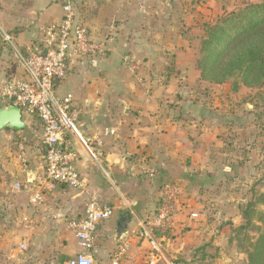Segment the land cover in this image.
<instances>
[{
    "label": "crops",
    "instance_id": "1",
    "mask_svg": "<svg viewBox=\"0 0 264 264\" xmlns=\"http://www.w3.org/2000/svg\"><path fill=\"white\" fill-rule=\"evenodd\" d=\"M72 1L78 18L88 27L92 38L106 42V53L78 59L70 66L66 78L58 82L56 92L59 96L73 95L75 107L80 110L81 132L86 138L101 141L102 146L94 145L99 153L98 161L80 145L72 147L79 152L74 165L83 187L75 190L55 186L47 197L53 199L48 200V205L54 203L47 209L59 218H65L70 235L62 243L57 259L48 258L50 262L32 260L27 264H65L81 253L73 234L67 229V222L81 215L93 201L100 207L113 208L118 217L121 211L126 213L124 216H129V230L124 237H129L131 248H135L141 241L136 232L138 220L155 212L164 184H180L184 205L195 198L213 203L223 192L222 182L229 177L235 181L233 177L237 170L222 158L221 154L228 151L220 148L219 134L214 127H208L210 119L207 115L194 113L202 106L201 101L191 102L186 97L189 82L175 78L178 71L186 70L179 64L180 54L173 52L169 58V54L160 49L162 36L155 26L159 22L156 16H159L161 4L157 0ZM65 2L0 0V90L19 75L15 51L4 36L10 37L16 49L28 54L43 45L45 30L62 20ZM166 60L172 65L167 76H163ZM137 61L142 63V77L146 75L142 82L130 69L131 63ZM185 75L181 77L186 78ZM4 107L6 104L0 95V109ZM23 117L24 130L0 131V165L18 182L31 188L38 184L37 178L44 170L38 152L31 146L32 127H37L40 121L36 117ZM205 118L207 121L203 122ZM39 126L43 136L41 122ZM18 138L24 139L25 143H18ZM16 143L20 149L19 159L22 161V155L25 157L28 172L24 171L23 164L14 165L12 154L17 150ZM5 155L10 157L6 162L5 158L1 160ZM144 167H153L159 174L150 179L141 172ZM102 169L109 176L103 174ZM210 207L208 204L206 212ZM215 214L219 216L218 212ZM179 217L180 214L177 222H181L182 217L180 220ZM189 219L191 224L200 221L196 229L193 224L191 230L196 240L222 237L215 228L216 223H210L206 215H200L199 220ZM112 229L109 220L97 231L95 264L111 262L110 254L121 241L114 239V245H109Z\"/></svg>",
    "mask_w": 264,
    "mask_h": 264
},
{
    "label": "rangeland",
    "instance_id": "2",
    "mask_svg": "<svg viewBox=\"0 0 264 264\" xmlns=\"http://www.w3.org/2000/svg\"><path fill=\"white\" fill-rule=\"evenodd\" d=\"M157 1L162 6L159 16H156L159 22L155 26L162 36L160 49L169 54V58L173 52L180 54L179 64H183L186 70L178 71L175 78L189 82L186 97L191 102L201 101L202 106L199 105L200 111L194 113L207 115L210 119L208 127H214L216 134H219L217 140L220 148L229 152L221 154L222 158L237 167V170L238 166L240 169L235 171V181H231L232 177L221 180L223 192L213 203L195 198V201H188L184 205L181 195L177 209L179 220L182 217L181 222H177L176 217V228L158 233L162 241V254L151 249L141 239L135 248H131L129 258L122 264H247V252L259 236L258 229H264V85L260 88L239 85L238 91H235L231 83L215 85L203 82L196 61L200 37L206 24H213L228 12L262 0ZM136 64L142 66L140 61L130 66ZM163 64L166 65L162 75L167 76L166 72H169L172 64L168 60ZM141 73L140 69L136 76L142 82L146 80V75L142 77ZM183 74H186V78L181 77ZM202 121L207 120L205 118ZM39 123L37 127H32L34 138L31 146L45 166L46 148L43 136L39 133ZM68 139L72 140L70 136ZM21 141L25 143L24 139L18 138L17 142ZM16 149L12 158H15L14 165L19 167L22 161L18 156L20 149L17 143ZM9 158L5 155L1 160L6 162ZM15 181L16 177L0 165V264H15V259L16 264H27L32 260L48 261V258L55 260L62 243L70 235L66 230L65 218H59L47 209L54 204L47 203L49 199L53 201L52 196L43 204H31L30 194L25 188L20 192L13 191L11 186ZM251 200L254 214L247 224L242 211H249L247 205ZM208 204L211 207L206 212ZM216 212L218 217L215 216ZM123 213L121 211L120 216L126 215ZM192 213L206 215L210 223H216L215 228L222 237L219 240L212 237L211 240L202 241L198 237L199 240H196L191 230L193 224L196 229L200 221L189 223ZM117 218L115 215L110 219L114 230ZM114 230L110 236L111 247L114 245ZM22 243L28 246L25 252L19 251Z\"/></svg>",
    "mask_w": 264,
    "mask_h": 264
},
{
    "label": "built area",
    "instance_id": "3",
    "mask_svg": "<svg viewBox=\"0 0 264 264\" xmlns=\"http://www.w3.org/2000/svg\"><path fill=\"white\" fill-rule=\"evenodd\" d=\"M4 38L11 43L15 51L19 75L2 86L1 99L6 107L20 108L23 116L39 119L43 128V144L46 148L44 171L37 178L38 184L27 188L17 181L11 187L15 192L25 188L30 194V203L40 205L47 201L48 194L55 186H65L75 190L83 187L81 177L74 165L79 152L72 150L73 146L80 145L93 160L98 161L99 153L94 145L100 147L102 142L83 135L82 125L79 123L80 110L75 107L73 95L59 96L56 87L59 81L66 78L70 66L78 59L104 55L107 45L106 42L92 38L88 27L78 18L72 0H66L62 20L45 30L43 45L33 48L28 54L16 49L9 36L5 35ZM130 69L136 75L141 66L136 64ZM68 136L72 138L73 143ZM22 164L24 171L28 172L23 155ZM103 172L109 176L105 170ZM141 172L150 179L159 174V171L153 167H144ZM182 191L178 183L164 184L159 192L155 212L149 217L138 220L136 231L138 236L160 254H162L160 244L162 241L158 238V233L176 228L175 219ZM115 215L113 208L100 207L93 201L81 215L70 219L67 222V229L73 234L81 253L65 264H95L97 231L103 223ZM190 218L199 220L200 215L192 213ZM27 249L26 243L20 244V252H25ZM130 249V238H122L110 254V264H122L128 258Z\"/></svg>",
    "mask_w": 264,
    "mask_h": 264
},
{
    "label": "trees",
    "instance_id": "4",
    "mask_svg": "<svg viewBox=\"0 0 264 264\" xmlns=\"http://www.w3.org/2000/svg\"><path fill=\"white\" fill-rule=\"evenodd\" d=\"M196 68L203 82L231 83L260 88L264 85V0L224 14L204 26ZM253 202L242 211L247 224L253 218ZM241 229H244L242 227ZM247 252V264H264V229Z\"/></svg>",
    "mask_w": 264,
    "mask_h": 264
},
{
    "label": "water",
    "instance_id": "5",
    "mask_svg": "<svg viewBox=\"0 0 264 264\" xmlns=\"http://www.w3.org/2000/svg\"><path fill=\"white\" fill-rule=\"evenodd\" d=\"M26 124L22 111L16 106H8L0 109V131L12 130L19 132L24 130ZM129 216H119L115 230V241L119 242L129 230Z\"/></svg>",
    "mask_w": 264,
    "mask_h": 264
}]
</instances>
